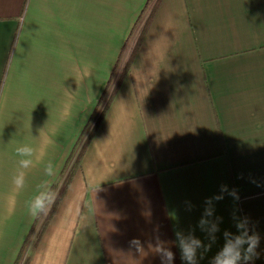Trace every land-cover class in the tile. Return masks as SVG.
<instances>
[{
    "label": "crops",
    "instance_id": "obj_1",
    "mask_svg": "<svg viewBox=\"0 0 264 264\" xmlns=\"http://www.w3.org/2000/svg\"><path fill=\"white\" fill-rule=\"evenodd\" d=\"M147 1L0 0V264H264V0H162L92 133Z\"/></svg>",
    "mask_w": 264,
    "mask_h": 264
},
{
    "label": "clouds",
    "instance_id": "obj_2",
    "mask_svg": "<svg viewBox=\"0 0 264 264\" xmlns=\"http://www.w3.org/2000/svg\"><path fill=\"white\" fill-rule=\"evenodd\" d=\"M16 153L18 156L23 157L19 161L20 167L22 169H27L32 165L35 149L28 144H24L23 146H18L16 148ZM52 164L49 163L46 171L49 175L52 173ZM13 183L17 189H22L25 186V176L23 172H19L13 177ZM44 207V202L40 199L34 201L31 206V211L33 214L38 213ZM239 227V226H238ZM136 241H133L135 243ZM200 242L196 239H192L191 243H187L181 241L180 247L182 249V258L187 260H192L195 248L194 245H198ZM259 243V237L257 235H248L247 233L244 234H237L234 239L228 240L225 245L223 246L222 250L219 254L215 257V264H238V261L244 260L248 262L249 260L253 259L257 253L254 252L256 247ZM247 244V248L243 251L242 254V246ZM169 259L172 257L171 252L166 253Z\"/></svg>",
    "mask_w": 264,
    "mask_h": 264
},
{
    "label": "trees",
    "instance_id": "obj_3",
    "mask_svg": "<svg viewBox=\"0 0 264 264\" xmlns=\"http://www.w3.org/2000/svg\"><path fill=\"white\" fill-rule=\"evenodd\" d=\"M162 0H148L147 1V4L145 6V9L147 8L148 9V14L144 20V23H143V26L141 28V31L139 33V36L137 38V40L135 41V44H134V47L132 48V50L130 51V53L127 55V58H126V61L123 63V60H121L120 62V58H121V55H122V51L120 52L117 60H116V63L113 67V70L109 76V80H108V85L106 87V90L103 92L102 96L100 97L99 99V102H98V107L101 108L100 109V113L98 114V116L96 117L94 123H93V126H92V133L94 132V130L96 129L97 125L99 124V121L101 120L102 118V115L103 113L105 112V109H106V106L108 105V103L110 102V100L112 99L113 95H114V92L116 91V89L118 88L119 84L121 83L123 77L127 74V72L129 71V67H130V64H131V61L133 59V56L134 54L136 53L141 41H142V38L154 16V13L156 12V10L158 9L160 3H161ZM142 15V14H141ZM110 86H112L110 88ZM104 93H108V97L105 101H103V97H104ZM100 103H102L101 107L99 106ZM87 143V139H85L84 143H83V147L84 145ZM67 180L68 178L65 179L63 185L61 186L60 188V191H59V194L58 196L56 197L55 199V202L52 206V209L50 211V213L47 215V218L50 217L51 215V212L53 211L54 209V206L57 204L58 202V199L61 197L62 193L64 192L65 188H66V184H67Z\"/></svg>",
    "mask_w": 264,
    "mask_h": 264
},
{
    "label": "rangeland",
    "instance_id": "obj_4",
    "mask_svg": "<svg viewBox=\"0 0 264 264\" xmlns=\"http://www.w3.org/2000/svg\"><path fill=\"white\" fill-rule=\"evenodd\" d=\"M138 31H139V30H138ZM136 34H138V32H137ZM136 37H137V35H135L134 38L136 39ZM134 38H133V41H134ZM132 45H133V44H132ZM128 51H129V50H128ZM126 58H127V56L123 58V63L126 61ZM113 67H114V66H113ZM111 87H112V86H110V88H111ZM101 105H102V103H101L99 106L101 107ZM47 207H48V205H47ZM25 257H26V256H25V254H24L23 258L20 259L19 264H24V263H25V262H24V261H25Z\"/></svg>",
    "mask_w": 264,
    "mask_h": 264
}]
</instances>
